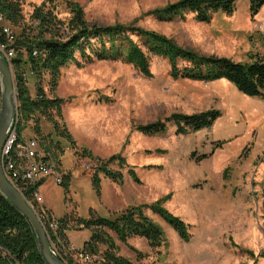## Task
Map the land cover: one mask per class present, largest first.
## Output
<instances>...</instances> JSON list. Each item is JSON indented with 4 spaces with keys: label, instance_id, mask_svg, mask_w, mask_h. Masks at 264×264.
Returning <instances> with one entry per match:
<instances>
[{
    "label": "rangeland",
    "instance_id": "rangeland-1",
    "mask_svg": "<svg viewBox=\"0 0 264 264\" xmlns=\"http://www.w3.org/2000/svg\"><path fill=\"white\" fill-rule=\"evenodd\" d=\"M43 1L21 0L25 22H29L33 7ZM70 1L82 7L85 19L91 24L136 21L140 27L160 33L177 46L198 55L245 62L257 44L251 36L256 26L252 24L248 0H235L234 13H217L209 23L197 22L192 13L169 23L142 17L150 10L178 0ZM56 11L60 19L68 18L64 5H59ZM12 30L15 35L19 32L15 27ZM76 59L82 63L79 55ZM6 63L15 84L14 72L9 61ZM149 69L151 77L147 78L122 61H94L83 67L70 64L61 69L54 90L48 86L47 75L42 78V84L39 83L47 97L64 100L63 121L70 135L125 134L116 138L113 145L114 148L118 146L114 154H120L125 164L119 168L114 162L108 167L126 177H129L128 169L133 168L141 182L136 187L140 203L135 206L166 198L163 207L189 227L191 239L185 243L159 216L143 209L144 214L163 230L165 243L152 250L144 239L130 238L127 245H123L109 231L118 246V254L133 264H264V100L239 93L225 79L213 83L174 80L168 62L160 57L150 56ZM36 83L31 78L27 83L32 97L36 94ZM85 98L109 107L111 111L104 115L109 116V126L91 118L89 127L77 123L69 128L74 116L71 112L65 115V120L63 107L71 109ZM211 108L217 109L219 116L210 129L196 133L178 134L172 122L166 123V131L161 134L142 135L132 129L134 125L164 121L172 114L193 115ZM37 121L42 136L52 132L49 123L35 116L24 124L19 140H35L44 157L43 141L33 131ZM89 140H84L86 144L74 141L76 148L61 141L60 149L53 144L48 151L47 160L55 163L63 175L61 185L51 177L46 178L39 192L53 220L70 214L87 218L89 208L99 209L100 215L107 217L98 205L99 198L91 183L96 163L79 155L81 149H85L94 158L108 157L93 154L91 150L96 148L98 141ZM70 205L75 212L70 213ZM33 207L38 217L42 208L40 204ZM72 232L67 247L62 248L52 241L55 256L61 253L68 257L69 251L79 250L75 247L91 235L87 231ZM130 247L143 256L137 258ZM72 260L73 264L84 263L73 255Z\"/></svg>",
    "mask_w": 264,
    "mask_h": 264
},
{
    "label": "trees",
    "instance_id": "trees-1",
    "mask_svg": "<svg viewBox=\"0 0 264 264\" xmlns=\"http://www.w3.org/2000/svg\"><path fill=\"white\" fill-rule=\"evenodd\" d=\"M248 1L251 17H254L263 6L264 0ZM59 5H64V10L68 14L67 19L62 20L58 17L59 13L56 10ZM234 11L235 0H178L162 8L150 10L142 17L169 23L183 18L186 13H192L197 22L209 23L217 13L231 15ZM0 13L7 25L12 29L13 27L19 29L12 46L14 56L9 61L16 85L18 111L15 124L16 137L21 138L24 124L35 116L44 119L52 128V132L43 136L38 121L33 128L35 135L41 137L43 141L41 146H44L43 153L46 155L41 158L36 157L37 160H47L51 145L54 144L56 149H60L61 141H65L71 148H76L64 125L62 115L64 100L47 97L40 86L42 78L47 75L48 86L50 90H54L59 83L61 69L70 64L83 67L94 61H122L131 65L142 76L149 78L151 77L150 56H155L168 62L170 76L174 80L185 79L207 83L225 79L239 93L264 100V60L261 59L234 62L226 57L198 55L192 50L177 46L160 33L140 27L136 21L129 24H91L85 19L82 7L70 0L43 1L33 7L28 23L25 22L21 0H0ZM33 53L36 55L33 56ZM76 55H79L82 63L77 61ZM30 78L37 82L34 97L30 96L27 86ZM218 116L219 111L211 108L193 115L172 114L164 121L134 125L132 129L143 135L161 134L166 131V123L172 122L178 134L196 133L210 129ZM81 153L79 155L81 158L88 157L96 163V171L91 175V183L97 197L100 196L99 174H103L118 185L122 184V173L108 167L114 162L119 168L125 164L120 154L100 159L94 158L85 149H81ZM127 174L136 184L141 183L133 168H129ZM41 184L39 181L23 193L33 204L35 203L33 195ZM262 194L264 197V191ZM165 199L147 205L130 206L107 217L98 216L90 210L87 218L70 214L56 220L57 229L54 233H50L49 237L62 248L68 246L66 231L88 230L91 233L88 241L84 242L79 250L69 251L68 257L59 253L56 255L57 259L66 264H73L72 255L78 259V255L82 254L91 258L83 264H133L129 259L118 254V246L107 231L113 232L123 245H127L130 238H142L150 249L159 248L165 243L163 230L144 214L143 209H149L159 216L183 242H189L191 235L188 225L163 207ZM41 211L51 217L48 212ZM131 250L136 253L137 258L143 256L135 249L131 248ZM94 257L97 259H92ZM0 264H45L29 221L1 193Z\"/></svg>",
    "mask_w": 264,
    "mask_h": 264
},
{
    "label": "crops",
    "instance_id": "crops-1",
    "mask_svg": "<svg viewBox=\"0 0 264 264\" xmlns=\"http://www.w3.org/2000/svg\"><path fill=\"white\" fill-rule=\"evenodd\" d=\"M252 24L256 26V30H252L253 32H251L252 33L251 36L253 37L252 38L253 42H257V44H255V47L252 49L253 51L252 55H250L247 61L245 62H250L251 59L253 58L264 60V4L260 8L259 12L252 18ZM208 83H213V82H208ZM67 108H68L67 106L63 107L64 116L69 115L71 112L72 115L74 116L73 118L74 120L72 119L69 128H72V126L77 125V123H79L80 126L89 127L92 124L91 118L95 119L94 121H97L103 126L104 124H107L109 126L111 123V121L109 120V116H104L107 115L111 110L107 106H101L99 102L96 105L91 100H87V98H85V100H83L79 105L76 104L72 106L71 109H67ZM65 120H66V116H65ZM124 135L125 134H71L73 141H77L79 143L82 142L86 144L84 140L90 142L91 140L89 139L92 138L93 140L98 141L96 148H93V150H91L92 153L97 154L101 157H108V158L112 156V154L118 151L117 150L118 146L117 148L116 147L114 148L113 146L116 141V138L122 137ZM37 157L38 158L43 157V154L39 153V149H37ZM99 179H100V183H99L100 196L98 197L99 198L98 205H101L102 209L106 212L105 213L106 216H110L111 214L121 211L124 208H127L129 206H135L138 203H140V196L136 194V192H139L137 190L138 188L137 184H135L128 176L126 177L123 175V182L121 185H117L116 183L112 182L110 179L106 178L104 175L103 177L99 176ZM45 180L46 179L40 181L42 185L36 189V193H38L41 198L40 207L42 208V210L50 214V209L48 205L44 204L42 197L39 193ZM71 205L68 208L70 210V213L75 212L73 207H71ZM91 207H94V205H92ZM90 210H92L98 216L101 214L99 209L89 208V211ZM50 218L52 219V216ZM84 231L90 233V231L88 230H83L81 232L78 231L77 233H83ZM107 232L110 235V232L109 231ZM72 234H73L72 231L65 232L67 240L70 239V236H72ZM131 239L136 240L137 238H131ZM131 239H129V241ZM83 244H81L80 246H76L75 249H80Z\"/></svg>",
    "mask_w": 264,
    "mask_h": 264
},
{
    "label": "built area",
    "instance_id": "built-area-1",
    "mask_svg": "<svg viewBox=\"0 0 264 264\" xmlns=\"http://www.w3.org/2000/svg\"><path fill=\"white\" fill-rule=\"evenodd\" d=\"M15 32L6 24L3 15L0 13V54L6 61H10L14 56L13 44L15 42ZM36 53H33L35 56ZM37 144L31 139L28 141H20L15 134V130L9 134L7 142L1 154V166L3 168V175L6 180L18 187L19 193H23L32 185L42 181L48 177L53 178L57 185L63 182V175L55 163L50 160H36ZM24 169L20 176V181L16 178L17 171ZM24 196V195H23ZM34 204L29 201L28 204L33 206L39 205L41 198L38 193H34ZM27 201V200H26ZM39 222L42 224L48 234L54 233L57 229V221L49 218L43 211L38 212ZM53 250H54V246ZM78 259L83 262L90 261L89 256L82 254L78 255ZM96 260L97 258H92Z\"/></svg>",
    "mask_w": 264,
    "mask_h": 264
},
{
    "label": "water",
    "instance_id": "water-1",
    "mask_svg": "<svg viewBox=\"0 0 264 264\" xmlns=\"http://www.w3.org/2000/svg\"><path fill=\"white\" fill-rule=\"evenodd\" d=\"M16 85L13 83L10 68L0 54V193L30 223L36 236L40 255L45 264H66L57 259L39 219L28 202L6 180L1 169L2 147L13 130L18 117L15 97Z\"/></svg>",
    "mask_w": 264,
    "mask_h": 264
},
{
    "label": "bare ground",
    "instance_id": "bare-ground-1",
    "mask_svg": "<svg viewBox=\"0 0 264 264\" xmlns=\"http://www.w3.org/2000/svg\"><path fill=\"white\" fill-rule=\"evenodd\" d=\"M15 130V125L13 126V130L11 131V132H13ZM9 137V136H8ZM8 139V138H7ZM7 139H6V141H5V143H4V145H3V147H2V151H3V148H4V146H5V144H6V142H7ZM2 151H1V154H2ZM37 160V159H36ZM1 169H2V172H3V168H2V166H1ZM23 172H24V169H20V170H18L17 171V175H16V178L20 181V176L23 174ZM11 186L19 193V189H18V187H16V186H14V185H12L11 184ZM20 194V193H19ZM25 200H26V198H25V196H23V195H21ZM41 224V223H40ZM42 225V224H41ZM43 227V226H42ZM43 229H44V227H43ZM44 231H45V233H46V235H47V238L49 239V241H50V244L52 245V241L50 240V237H49V234L46 232V230L44 229ZM53 246V245H52Z\"/></svg>",
    "mask_w": 264,
    "mask_h": 264
}]
</instances>
